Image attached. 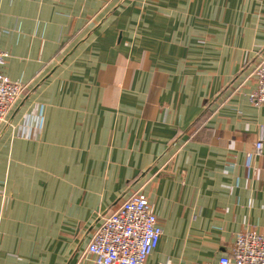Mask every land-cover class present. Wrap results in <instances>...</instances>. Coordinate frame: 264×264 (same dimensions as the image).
Here are the masks:
<instances>
[{
	"label": "crops",
	"instance_id": "obj_1",
	"mask_svg": "<svg viewBox=\"0 0 264 264\" xmlns=\"http://www.w3.org/2000/svg\"><path fill=\"white\" fill-rule=\"evenodd\" d=\"M0 49L27 86L0 124V264H95L136 192L163 231L146 264L264 233V0H0Z\"/></svg>",
	"mask_w": 264,
	"mask_h": 264
},
{
	"label": "built area",
	"instance_id": "obj_2",
	"mask_svg": "<svg viewBox=\"0 0 264 264\" xmlns=\"http://www.w3.org/2000/svg\"><path fill=\"white\" fill-rule=\"evenodd\" d=\"M8 57L0 49V124L6 122L12 105L27 89L24 83L13 81L2 73ZM253 76L256 89L250 94V101L256 106H264V56L258 59ZM38 120L42 126V117ZM262 147L263 142L256 144L258 152ZM250 164L251 158L249 167ZM162 234L154 206L143 193L136 192L104 219L87 252L95 264H146L158 248ZM194 264H264V233L241 232L231 250L218 260Z\"/></svg>",
	"mask_w": 264,
	"mask_h": 264
}]
</instances>
